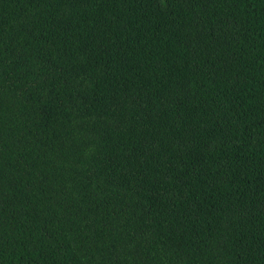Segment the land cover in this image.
<instances>
[{
  "label": "trees",
  "instance_id": "16d2710c",
  "mask_svg": "<svg viewBox=\"0 0 264 264\" xmlns=\"http://www.w3.org/2000/svg\"><path fill=\"white\" fill-rule=\"evenodd\" d=\"M0 264H264V0H0Z\"/></svg>",
  "mask_w": 264,
  "mask_h": 264
}]
</instances>
